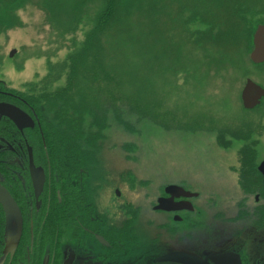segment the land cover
Instances as JSON below:
<instances>
[{
	"label": "rangeland",
	"instance_id": "1",
	"mask_svg": "<svg viewBox=\"0 0 264 264\" xmlns=\"http://www.w3.org/2000/svg\"><path fill=\"white\" fill-rule=\"evenodd\" d=\"M156 2L157 30L146 23L158 44L145 54L123 52L134 61L139 97L130 109L125 97L134 91L126 86L120 89L125 102L116 105L119 113H80L86 114L81 120L86 137H96L95 149L99 144L103 153L97 159L120 156L115 163L108 160L112 174L126 169L198 183L205 191L207 221L197 236L217 239L225 249L243 242L252 248L254 263H264L258 172L264 161V99L254 110L242 103L248 80L264 88V64L250 59L254 34L264 25V0ZM104 3L0 0L1 91L29 96L67 88L65 67L82 50ZM142 17L134 28L145 33ZM160 27L167 30L168 46L160 42ZM102 96L108 105L106 93ZM52 112L47 111L54 118Z\"/></svg>",
	"mask_w": 264,
	"mask_h": 264
},
{
	"label": "flooded vegetation",
	"instance_id": "2",
	"mask_svg": "<svg viewBox=\"0 0 264 264\" xmlns=\"http://www.w3.org/2000/svg\"><path fill=\"white\" fill-rule=\"evenodd\" d=\"M1 104L24 111L32 125L0 114V264H264L243 242L225 249L197 236L207 221L198 183L112 174L94 135H77L69 152L48 141L62 129L48 113L0 89Z\"/></svg>",
	"mask_w": 264,
	"mask_h": 264
},
{
	"label": "trees",
	"instance_id": "3",
	"mask_svg": "<svg viewBox=\"0 0 264 264\" xmlns=\"http://www.w3.org/2000/svg\"><path fill=\"white\" fill-rule=\"evenodd\" d=\"M139 17H142L145 23L158 19L156 0H105L97 14L94 29L83 43L82 50L73 55L69 66L65 67L69 72L67 88L52 93L44 91L40 95H21L39 111L55 113L54 118L62 129L49 132L50 143L61 141L68 144L69 152L74 151L76 136H83V139L86 135L81 121L86 114L80 113H106L107 109L119 113L116 105L123 103L121 101H124L125 97L120 89L126 86L134 91L126 93L125 97L131 109L133 102L139 97L135 94L138 92L135 86L137 73L130 62L134 61L127 58L123 52L134 50L136 53L145 54L149 53L151 48L154 50L158 44V39L153 41L154 34L149 35L150 32H156L152 30L156 29V22L152 23V29L145 24V37L143 27L141 31H136L137 27L134 28L136 22L141 23V18L137 20ZM161 33L160 42L168 46L166 28H162ZM103 93L107 95L108 105L107 101L102 100ZM109 98L112 99V105ZM101 103H105L108 108L102 107ZM69 113H73L75 119Z\"/></svg>",
	"mask_w": 264,
	"mask_h": 264
},
{
	"label": "water",
	"instance_id": "4",
	"mask_svg": "<svg viewBox=\"0 0 264 264\" xmlns=\"http://www.w3.org/2000/svg\"><path fill=\"white\" fill-rule=\"evenodd\" d=\"M254 50L251 53L250 59L254 65L264 64V25L258 26L253 37ZM16 54V51L11 53V56ZM264 99V88L256 84L252 80H248L242 91V103L246 110H254ZM25 112L10 104L0 105V114L12 119L20 128L22 126L32 125L31 119L24 114ZM259 171L264 179V162L259 166ZM179 189L177 187H170L169 190ZM8 200V198H4ZM217 261H230L231 258L222 256L216 259Z\"/></svg>",
	"mask_w": 264,
	"mask_h": 264
},
{
	"label": "bare ground",
	"instance_id": "5",
	"mask_svg": "<svg viewBox=\"0 0 264 264\" xmlns=\"http://www.w3.org/2000/svg\"><path fill=\"white\" fill-rule=\"evenodd\" d=\"M118 135V134H117ZM119 136V135H118ZM106 158L103 159H107L109 160L111 163H115L117 162L118 158L120 157L119 155H117L116 153H111L110 155H106Z\"/></svg>",
	"mask_w": 264,
	"mask_h": 264
}]
</instances>
